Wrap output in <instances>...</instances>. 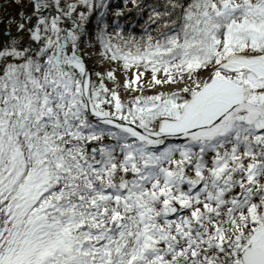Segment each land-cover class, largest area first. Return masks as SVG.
Instances as JSON below:
<instances>
[{
    "label": "snow or ice",
    "instance_id": "6c2138e0",
    "mask_svg": "<svg viewBox=\"0 0 264 264\" xmlns=\"http://www.w3.org/2000/svg\"><path fill=\"white\" fill-rule=\"evenodd\" d=\"M0 264H264V0H0Z\"/></svg>",
    "mask_w": 264,
    "mask_h": 264
}]
</instances>
